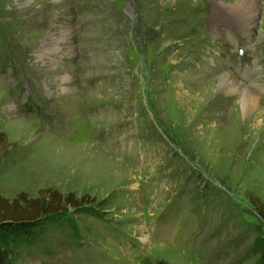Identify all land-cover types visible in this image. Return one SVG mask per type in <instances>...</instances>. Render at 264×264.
Returning <instances> with one entry per match:
<instances>
[{
	"label": "rangeland",
	"instance_id": "obj_1",
	"mask_svg": "<svg viewBox=\"0 0 264 264\" xmlns=\"http://www.w3.org/2000/svg\"><path fill=\"white\" fill-rule=\"evenodd\" d=\"M251 1L0 0V196L52 189L103 215L12 264H256L264 122L228 93L259 90L264 111Z\"/></svg>",
	"mask_w": 264,
	"mask_h": 264
},
{
	"label": "trees",
	"instance_id": "obj_2",
	"mask_svg": "<svg viewBox=\"0 0 264 264\" xmlns=\"http://www.w3.org/2000/svg\"><path fill=\"white\" fill-rule=\"evenodd\" d=\"M26 106V112L33 113L34 109H30L29 104ZM9 147L11 144H7L4 134H0V155ZM93 203L94 199L88 196L76 198L72 193L62 195L52 189L39 190L34 198L23 192L11 200L0 196V264H12L21 247L36 250L42 240L47 244L41 254L50 256L55 245L50 241L52 235L77 239L78 225L72 216L103 217L100 210L92 206ZM259 211L264 215V204ZM248 256H257L256 264H264V232L258 233Z\"/></svg>",
	"mask_w": 264,
	"mask_h": 264
},
{
	"label": "bare ground",
	"instance_id": "obj_3",
	"mask_svg": "<svg viewBox=\"0 0 264 264\" xmlns=\"http://www.w3.org/2000/svg\"><path fill=\"white\" fill-rule=\"evenodd\" d=\"M235 1H236V6L238 8L246 11V13H249V14H252L251 12L253 11V9L259 7L257 2H253L251 0H235ZM250 18L252 20L253 17L251 16ZM247 31L248 32L251 31L250 27L248 28ZM223 81H226V76L223 77ZM258 91L259 90H257V91H249L247 89L246 90L245 89L240 90L237 87H235L234 84H229L228 93L231 94L233 97L240 96V101H239L240 110H242V112H244V113L250 114V118L248 120H246L244 123H247V121L258 120L259 118H262V120L264 122V111L258 112V110H257V104L259 103V98L257 97ZM233 115H235V114H233ZM231 118H233V117H231ZM215 137L216 136H214V138ZM220 139H222V138H220Z\"/></svg>",
	"mask_w": 264,
	"mask_h": 264
}]
</instances>
